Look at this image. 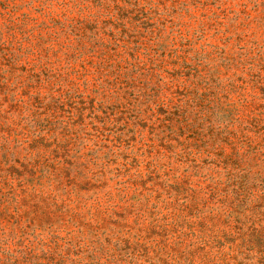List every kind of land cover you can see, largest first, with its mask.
I'll use <instances>...</instances> for the list:
<instances>
[{
    "label": "rangeland",
    "instance_id": "1",
    "mask_svg": "<svg viewBox=\"0 0 264 264\" xmlns=\"http://www.w3.org/2000/svg\"><path fill=\"white\" fill-rule=\"evenodd\" d=\"M0 264H264V0H0Z\"/></svg>",
    "mask_w": 264,
    "mask_h": 264
}]
</instances>
